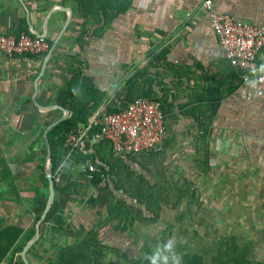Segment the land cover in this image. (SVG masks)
Instances as JSON below:
<instances>
[{"label": "crops", "instance_id": "crops-1", "mask_svg": "<svg viewBox=\"0 0 264 264\" xmlns=\"http://www.w3.org/2000/svg\"><path fill=\"white\" fill-rule=\"evenodd\" d=\"M211 1L214 11L264 22V0ZM0 25L9 35L45 38L51 51L48 59L0 53V132L22 134L28 146L47 151L46 135L62 118L82 112V125L134 98L154 97L165 115L164 146L177 133L208 131L201 140L209 149L200 168L205 178L227 177L222 187L230 194L264 196V122L253 121L264 100L224 59L202 0H0ZM65 167L61 178L87 181L80 159ZM66 204L54 202V209Z\"/></svg>", "mask_w": 264, "mask_h": 264}, {"label": "rangeland", "instance_id": "rangeland-1", "mask_svg": "<svg viewBox=\"0 0 264 264\" xmlns=\"http://www.w3.org/2000/svg\"><path fill=\"white\" fill-rule=\"evenodd\" d=\"M253 121L264 122V113L253 114ZM207 132L177 133L175 145L140 156H115L96 146L97 179L73 184L60 178L57 201L43 218L50 193L47 151L28 146L22 134L0 132V166L8 170L0 173V229L34 226L36 234L39 224L25 255L29 264H53L60 249L79 244L87 232L88 264H174V254L180 264L194 256L203 264H264V196L230 194L222 187L227 177L205 178L200 168L209 149L201 140ZM34 196H41L39 204L32 205ZM60 201L67 209L56 212ZM21 242L13 249L17 259Z\"/></svg>", "mask_w": 264, "mask_h": 264}, {"label": "built area", "instance_id": "built-area-1", "mask_svg": "<svg viewBox=\"0 0 264 264\" xmlns=\"http://www.w3.org/2000/svg\"><path fill=\"white\" fill-rule=\"evenodd\" d=\"M202 9L208 14L209 27L224 59L240 74L242 85L264 100V22L249 24L214 11L211 0H202ZM50 52L45 38L24 32L9 35L0 25V53L5 57L29 55L48 59ZM165 139L162 102L154 97H137L112 111L93 115L70 131L64 143L68 149L66 162L80 156L88 181L100 171L93 158L98 143H107L115 156H140L161 151ZM65 163L52 176L57 183L65 171Z\"/></svg>", "mask_w": 264, "mask_h": 264}, {"label": "trees", "instance_id": "trees-1", "mask_svg": "<svg viewBox=\"0 0 264 264\" xmlns=\"http://www.w3.org/2000/svg\"><path fill=\"white\" fill-rule=\"evenodd\" d=\"M22 56L31 57L29 55H22ZM113 109H109L108 111H112ZM81 114L82 112L78 114H72L70 117L60 121L54 127H52L46 135L47 136L46 141L50 148V162L52 166V174L58 168L57 167L58 165L60 167L66 161V158L68 155V149L65 147V144H64L65 139L70 131L76 129L79 124L84 122V119ZM90 115H91V112L88 110V117ZM103 144H104L103 146H105L106 148H108V150H110V147L107 143H103ZM99 146L100 145H98L97 148H98V151L100 152L102 148L101 146L100 147ZM73 159H81V158L80 156H74ZM0 167H1L0 168L1 174L8 173V170L5 164H2ZM4 176L5 175H2L1 178ZM93 178L97 179V176ZM54 190H55V195H56V192L58 191L56 184H54ZM55 195H54V198H55ZM46 198L44 199V202L46 201ZM109 211L111 210H107L108 216L112 213ZM34 235H35L34 226L29 230H24L15 225H8L4 228H1L0 229V264H24L21 257H18V259L15 258V252L13 251V249L15 245L20 242V239H22V242L19 245L20 251H21L23 247L25 246V244L29 240H31L34 237ZM235 251L236 250L234 249V252ZM88 252L91 253L92 251H89L88 232H87L85 238L82 239L79 244L75 246L68 245L60 249L57 255L55 256V260L53 264H88L89 262ZM8 255H9V258L6 262L5 260L8 257ZM189 264H203V263L199 256H194L191 259V262ZM245 264H250V262H246Z\"/></svg>", "mask_w": 264, "mask_h": 264}, {"label": "water", "instance_id": "water-1", "mask_svg": "<svg viewBox=\"0 0 264 264\" xmlns=\"http://www.w3.org/2000/svg\"><path fill=\"white\" fill-rule=\"evenodd\" d=\"M65 112H66V110H65ZM63 119L64 118H62L61 120L55 122L52 126L56 125L57 123H59ZM46 133L47 132H45V135H46ZM47 148H48L47 149L48 164H47V167H46V172H47V179H48V184H49V188H50V193H49L47 205H46V208L44 210V214H43L42 218L45 217L46 213L48 212L49 206L52 204V200H53V197H54V183H53V178H52V166H51V163H50V148H49L48 145H47ZM38 225L39 224L36 225V234H35V236L33 237L32 240L29 241V243L23 248V250L21 252V258H22L24 264H29L28 261L26 260V256L25 255H26V251L28 250L29 246L38 238V235H39V233H38Z\"/></svg>", "mask_w": 264, "mask_h": 264}, {"label": "clouds", "instance_id": "clouds-1", "mask_svg": "<svg viewBox=\"0 0 264 264\" xmlns=\"http://www.w3.org/2000/svg\"><path fill=\"white\" fill-rule=\"evenodd\" d=\"M262 69H264V66H262ZM166 247L169 249V250H172L174 248V242L173 241H169L168 244L166 245ZM152 264H156V260L153 259L152 260ZM174 264H180V260L177 256H175L174 254Z\"/></svg>", "mask_w": 264, "mask_h": 264}]
</instances>
